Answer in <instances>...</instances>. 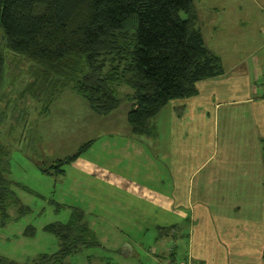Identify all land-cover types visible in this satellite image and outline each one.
<instances>
[{
	"label": "rangeland",
	"instance_id": "rangeland-1",
	"mask_svg": "<svg viewBox=\"0 0 264 264\" xmlns=\"http://www.w3.org/2000/svg\"><path fill=\"white\" fill-rule=\"evenodd\" d=\"M263 2L193 0V5L200 23L213 18L214 26L222 28L210 30L208 42L228 50L239 45L237 38L241 45L253 42L256 36L261 39L256 27ZM2 35L0 29V52L11 53ZM10 56L0 81V148L6 150L2 159L7 170L3 175L17 201L8 208V221L0 224V255L24 261L57 251L58 240L43 227L51 222H65L76 209L84 212L99 245L69 256L72 264H158L151 256L158 247L157 226L177 222L186 229L182 219L190 215L184 209L172 212L163 196L172 199L171 192L165 194V184L161 185L171 183L164 169L169 162L163 156L171 139L156 128L161 117L157 114L150 120V133L133 134L126 119L129 102L123 100L113 115L120 120L95 129L90 118L97 115L82 98L65 92L66 89L53 102L49 113L40 116L32 96L20 100L22 94H27L21 91L32 79L31 63L20 55ZM119 91L127 89L120 87ZM93 137L97 138L95 144L74 162L63 165L62 173L50 167ZM201 172H208V168ZM212 197L208 196L206 203ZM20 206L28 207L29 211L16 214ZM28 225L35 228L33 236L22 235ZM168 251L170 246L164 250Z\"/></svg>",
	"mask_w": 264,
	"mask_h": 264
},
{
	"label": "trees",
	"instance_id": "trees-1",
	"mask_svg": "<svg viewBox=\"0 0 264 264\" xmlns=\"http://www.w3.org/2000/svg\"><path fill=\"white\" fill-rule=\"evenodd\" d=\"M195 18L193 0H0L2 39L11 52H0V81L10 55H20L30 61L32 77L20 100L32 96L40 116L49 113L66 89L101 117L123 100L130 102L126 119L131 132L150 133V120L168 102L194 95L197 81L223 72L220 56L206 46ZM120 87L127 91L121 93ZM94 142L88 139L50 167L62 173L63 165ZM5 153L0 148L1 225L17 201L3 175ZM28 211L20 206L16 214ZM157 228L160 235L173 233L171 225ZM43 230L58 240L57 251L24 261L0 255V264H72L69 256L99 245L81 210H72L65 222L48 223ZM34 234L32 225L22 232Z\"/></svg>",
	"mask_w": 264,
	"mask_h": 264
},
{
	"label": "crops",
	"instance_id": "crops-1",
	"mask_svg": "<svg viewBox=\"0 0 264 264\" xmlns=\"http://www.w3.org/2000/svg\"><path fill=\"white\" fill-rule=\"evenodd\" d=\"M194 9L195 26L206 46L220 56L223 72L197 81L194 95L171 100L158 113L156 128L171 139L163 155L170 163L164 169L171 183L161 185L173 200L163 196L172 212L185 210L190 215L182 219L186 229L176 222L170 224L171 235L157 233L158 251L151 254L152 260L264 264V6L256 27L261 39L256 36L241 45L237 38L239 45L228 50L208 42L210 30L222 28L214 26L213 18L200 23ZM167 106L170 110H164ZM115 111L109 118L91 116V126L101 128L120 120L113 116ZM205 167L208 172L202 173Z\"/></svg>",
	"mask_w": 264,
	"mask_h": 264
}]
</instances>
